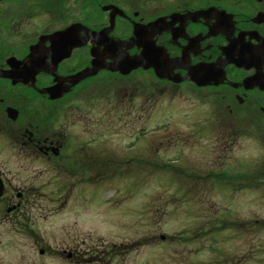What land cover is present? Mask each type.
I'll return each instance as SVG.
<instances>
[{"label": "flooded vegetation", "instance_id": "flooded-vegetation-1", "mask_svg": "<svg viewBox=\"0 0 264 264\" xmlns=\"http://www.w3.org/2000/svg\"><path fill=\"white\" fill-rule=\"evenodd\" d=\"M136 25L140 44L124 51L141 55L149 47L171 76L195 77V71L211 82L164 79L201 94L231 143L255 139L262 161L247 169L264 173V0H0V159L18 167L0 161V224L39 203L50 174L75 176L92 189L99 168L113 172L109 141L97 139L96 119L83 112L82 100L102 82L141 100L146 77L154 87L162 79L153 68L125 76L103 68L73 82L95 58L118 62L89 33L106 29L111 39L129 41ZM57 86L61 95L52 98L49 90Z\"/></svg>", "mask_w": 264, "mask_h": 264}, {"label": "rangeland", "instance_id": "rangeland-1", "mask_svg": "<svg viewBox=\"0 0 264 264\" xmlns=\"http://www.w3.org/2000/svg\"><path fill=\"white\" fill-rule=\"evenodd\" d=\"M94 91L83 112L109 141L113 172L99 168L92 189L50 174L39 203L0 224V264H264V174L247 169L262 161L256 140L222 136L197 92Z\"/></svg>", "mask_w": 264, "mask_h": 264}, {"label": "water", "instance_id": "water-1", "mask_svg": "<svg viewBox=\"0 0 264 264\" xmlns=\"http://www.w3.org/2000/svg\"><path fill=\"white\" fill-rule=\"evenodd\" d=\"M114 15L112 16L111 19V26L109 28H112L114 26ZM162 21V19H158L157 21H154L151 25H149L150 27H154L159 25V23ZM141 32L142 30L136 26L134 33L135 36L130 39L129 41H120V40H114L108 37L107 35V30H101V31H92L91 33H89L92 37L97 38L98 41V46H102L104 45V49L105 51H107L108 53H110L111 57L113 58H117L119 59L118 64L116 66H107L102 64V60L95 58L93 60V67L91 68H87L83 71H81L80 73L77 74L76 80H74L73 83H77L80 80L88 77V76H92L95 75L99 69H101L102 67H107L110 70L113 71H120L123 74H129L132 70L137 69L140 66H143L145 68H149L152 67L154 68L156 74L161 77V78H169L173 81L176 82H180L183 79L186 78H190V79H194L198 85L203 86V85H207L210 82L208 81H204L202 78L197 77L198 75L195 73V77L192 76L191 74H188L186 77L183 78H177V77H172L169 72L165 69V65H161V63H159V61H157L156 59V54L152 53L151 48L147 47L146 50L139 56H130L129 53H125L123 50V47H127L130 48L133 45L136 44H140V39H141ZM99 57V55H98ZM60 88V86L58 87H54L52 89L49 90V93L51 94L52 98H57L60 97L61 94H59L57 92V89ZM3 192V182L0 179V196ZM43 252V250L41 251Z\"/></svg>", "mask_w": 264, "mask_h": 264}, {"label": "trees", "instance_id": "trees-1", "mask_svg": "<svg viewBox=\"0 0 264 264\" xmlns=\"http://www.w3.org/2000/svg\"><path fill=\"white\" fill-rule=\"evenodd\" d=\"M163 167H166V168H172L173 170H176V171H178V172H180V171H182V168H174L173 166H170V165H164L163 164ZM190 173H187L186 175L188 176ZM192 175V174H191ZM195 176V175H194ZM207 176H209V175H206V176H201V178H203V177H207ZM211 176V175H210ZM212 176H214V177H216L217 179L219 178V179H226V177L228 176V174H226V173H222V174H216V175H212ZM238 177H243V173H238L237 175H236V178H238Z\"/></svg>", "mask_w": 264, "mask_h": 264}]
</instances>
